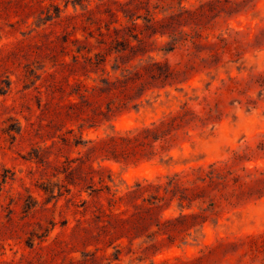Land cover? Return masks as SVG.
Masks as SVG:
<instances>
[{
  "label": "rangeland",
  "instance_id": "obj_1",
  "mask_svg": "<svg viewBox=\"0 0 264 264\" xmlns=\"http://www.w3.org/2000/svg\"><path fill=\"white\" fill-rule=\"evenodd\" d=\"M0 264H264V0H0Z\"/></svg>",
  "mask_w": 264,
  "mask_h": 264
},
{
  "label": "trees",
  "instance_id": "obj_2",
  "mask_svg": "<svg viewBox=\"0 0 264 264\" xmlns=\"http://www.w3.org/2000/svg\"><path fill=\"white\" fill-rule=\"evenodd\" d=\"M97 57V58H96ZM99 60V57H98V55L97 56H95V62L93 63L94 65H97V61ZM90 61H92V59L90 58L89 59V62ZM92 63V62H91ZM117 69H119V66H117ZM87 92V90H85L83 93H86ZM71 94H73V95H75L76 93L75 92H72ZM78 97H84L83 95H78ZM127 134H130L129 132L127 133ZM128 141H133L134 140V138L133 137H127L126 138ZM110 141L111 142H115V137L114 136H112L111 138H110Z\"/></svg>",
  "mask_w": 264,
  "mask_h": 264
}]
</instances>
